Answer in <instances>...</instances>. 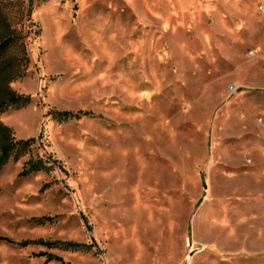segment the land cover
<instances>
[{
    "label": "rangeland",
    "instance_id": "1",
    "mask_svg": "<svg viewBox=\"0 0 264 264\" xmlns=\"http://www.w3.org/2000/svg\"><path fill=\"white\" fill-rule=\"evenodd\" d=\"M174 7L0 0V264H264V0Z\"/></svg>",
    "mask_w": 264,
    "mask_h": 264
},
{
    "label": "trees",
    "instance_id": "2",
    "mask_svg": "<svg viewBox=\"0 0 264 264\" xmlns=\"http://www.w3.org/2000/svg\"><path fill=\"white\" fill-rule=\"evenodd\" d=\"M0 48H2V46H0ZM29 100V98L27 97H22V96H13L11 98H9L7 101H5L3 104L0 105V113L4 110H6L8 107L17 105V104H24L27 103V101ZM70 115V113H65L62 116H68ZM5 131H7V129H5ZM41 138V136H40ZM34 142V140H27V141H19L16 143H8L7 141H5V145L0 146V171L3 167V165L6 163L10 153L15 150L18 146L20 147H28L30 146L32 143ZM29 172L31 171H25L23 173V175H27L29 174ZM7 241L10 244H16L8 239H2L0 238V241ZM27 243H22V244H18L21 246H25ZM37 244H41V243H37ZM46 244L47 246H57V244L60 243H43ZM62 246H64L66 249L71 250V251H82L86 249V246L84 245H78V244H73V243H62ZM43 255V254H42ZM61 258L58 256H54V255H48L47 258V263L49 262H61Z\"/></svg>",
    "mask_w": 264,
    "mask_h": 264
},
{
    "label": "bare ground",
    "instance_id": "3",
    "mask_svg": "<svg viewBox=\"0 0 264 264\" xmlns=\"http://www.w3.org/2000/svg\"><path fill=\"white\" fill-rule=\"evenodd\" d=\"M187 1L188 0H176V2H177V5H178V8H176V7H174L175 9H181V8H183L185 5H186V3H187ZM51 8V7H50ZM173 10V9H172ZM171 10V12H172V14L174 13L173 11ZM175 14V13H174ZM176 14H178V13H176ZM175 14V15H176ZM183 14V13H182ZM57 18V17H56ZM57 20V19H56ZM58 23H59V18H58ZM55 22V21H54ZM57 25V24H56ZM46 30H48V29H46ZM58 30V29H57ZM58 34V33H57ZM64 34V33H63ZM62 34V35H63ZM100 34V33H99ZM59 35V34H58ZM105 36V35H104ZM106 37V36H105ZM80 42H81V40H80ZM60 43V42H59ZM69 53V52H68ZM67 56V55H66ZM81 57V56H80ZM87 58V57H86ZM88 62V61H87ZM105 62V61H104ZM78 63V62H77Z\"/></svg>",
    "mask_w": 264,
    "mask_h": 264
},
{
    "label": "water",
    "instance_id": "4",
    "mask_svg": "<svg viewBox=\"0 0 264 264\" xmlns=\"http://www.w3.org/2000/svg\"><path fill=\"white\" fill-rule=\"evenodd\" d=\"M37 1H39V0H37Z\"/></svg>",
    "mask_w": 264,
    "mask_h": 264
}]
</instances>
